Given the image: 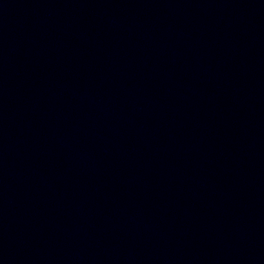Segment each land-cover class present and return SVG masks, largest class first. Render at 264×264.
<instances>
[{"label": "water", "instance_id": "1", "mask_svg": "<svg viewBox=\"0 0 264 264\" xmlns=\"http://www.w3.org/2000/svg\"><path fill=\"white\" fill-rule=\"evenodd\" d=\"M0 264H264V0H0Z\"/></svg>", "mask_w": 264, "mask_h": 264}]
</instances>
